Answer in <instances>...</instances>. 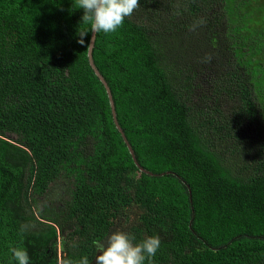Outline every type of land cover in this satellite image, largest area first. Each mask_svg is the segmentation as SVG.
Returning <instances> with one entry per match:
<instances>
[{"label":"trees","instance_id":"16d2710c","mask_svg":"<svg viewBox=\"0 0 264 264\" xmlns=\"http://www.w3.org/2000/svg\"><path fill=\"white\" fill-rule=\"evenodd\" d=\"M255 1L140 0L117 32L97 34L94 62L152 176L89 63L83 9L0 0V264H17L10 247L30 264H95L94 242L117 230L134 244L159 236L153 264H264Z\"/></svg>","mask_w":264,"mask_h":264},{"label":"clouds","instance_id":"9594fccd","mask_svg":"<svg viewBox=\"0 0 264 264\" xmlns=\"http://www.w3.org/2000/svg\"><path fill=\"white\" fill-rule=\"evenodd\" d=\"M75 6L83 9L81 23L90 26V31L96 35L104 33L112 34L122 28L126 19L140 8V0H75ZM203 19L194 21L190 30L194 31L203 25ZM83 43V41H81ZM207 60L211 57L207 56ZM27 231L26 225H21L20 234ZM135 236L124 231L117 230L109 235L106 241H95L97 256L95 264H153V258L161 246L159 236H148L142 242L134 244ZM11 258L17 264H30L29 253L22 247H10ZM11 264V262H10ZM58 264H89L87 256L78 261L61 256Z\"/></svg>","mask_w":264,"mask_h":264},{"label":"water","instance_id":"95a60500","mask_svg":"<svg viewBox=\"0 0 264 264\" xmlns=\"http://www.w3.org/2000/svg\"><path fill=\"white\" fill-rule=\"evenodd\" d=\"M96 38H97V34L94 35L91 33V38H90V42H89V47H88V59H89V63L92 67V69L94 70L96 76L100 79V81L103 83V85L105 86V89H106V92L108 94V98H109V101H110V105H111V109H112V114H113V118H114V122H115V125L117 127V129L120 131V133L122 134V137L125 141V143L127 144V147L130 151V153L132 154L133 156V159H134V162L136 164V166L140 169V171L142 172H145L149 175H154L153 173L145 170L144 168H142L140 166V164L138 163L137 159H136V156H135V152L132 148V146L130 145L128 139L126 138L125 134H124V131L123 129L121 128L119 122H118V119H117V113H116V107H115V103H114V100H113V96H112V92H111V89L110 87L108 86L106 80L104 79L103 75L100 73V71L98 70L95 62H94V58H93V50H94V46H95V42H96ZM164 175V174H162Z\"/></svg>","mask_w":264,"mask_h":264},{"label":"rangeland","instance_id":"374dc122","mask_svg":"<svg viewBox=\"0 0 264 264\" xmlns=\"http://www.w3.org/2000/svg\"><path fill=\"white\" fill-rule=\"evenodd\" d=\"M263 5H264V0H256L253 3V6H255V7H261ZM52 191H54V193H53L54 197H53L52 201H56V204L58 205L60 202V199L63 197L62 189H61V187H56ZM39 211H40V209L37 208L36 212L39 213ZM127 226H128V223L125 220H121V223L119 222L120 229H122V227H127Z\"/></svg>","mask_w":264,"mask_h":264}]
</instances>
